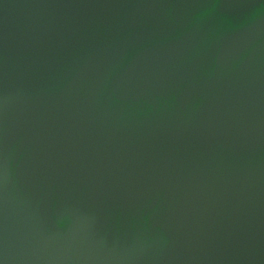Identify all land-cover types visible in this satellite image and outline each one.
Masks as SVG:
<instances>
[{"label":"water","instance_id":"water-1","mask_svg":"<svg viewBox=\"0 0 264 264\" xmlns=\"http://www.w3.org/2000/svg\"><path fill=\"white\" fill-rule=\"evenodd\" d=\"M0 264H264V0H0Z\"/></svg>","mask_w":264,"mask_h":264}]
</instances>
